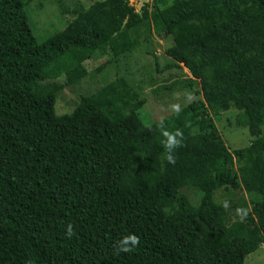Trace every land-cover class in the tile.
<instances>
[{"label":"trees","instance_id":"1","mask_svg":"<svg viewBox=\"0 0 264 264\" xmlns=\"http://www.w3.org/2000/svg\"><path fill=\"white\" fill-rule=\"evenodd\" d=\"M26 3L0 0V264H243L264 243V0L140 12L99 0L41 42ZM145 22L172 38L166 67H184L202 100L145 124V100L118 78L57 114V87L85 77L106 45L114 56L138 46ZM231 106L251 136L234 150L209 112ZM227 186L248 201H215Z\"/></svg>","mask_w":264,"mask_h":264},{"label":"rangeland","instance_id":"2","mask_svg":"<svg viewBox=\"0 0 264 264\" xmlns=\"http://www.w3.org/2000/svg\"><path fill=\"white\" fill-rule=\"evenodd\" d=\"M96 1L99 0H27L25 11L36 39L41 42L54 32L62 30L75 17V10L85 9ZM128 1L140 12L145 4L149 9L153 5L164 8L173 0ZM138 38L139 45L120 56H114L108 45L96 51L83 62L87 75L75 84L57 87L64 82V75L46 80L47 84L57 87L56 113L71 112L81 95H91L118 78H124L137 91L139 98L145 100L138 112L145 124L158 121L193 101L202 100L198 81L190 79L191 76L184 67H166L172 62L165 53L173 45L171 37L154 33L151 23L145 22L138 27ZM123 110L128 113V109ZM209 112L229 150L249 145V124L242 110L231 106L227 110L216 109ZM195 129L198 131L199 126ZM261 129L264 134V122ZM233 170L235 173L236 169ZM181 192L193 204L200 200L201 191L197 187L187 185ZM213 197L226 207L232 204L238 207L241 200L249 199V195L242 188L231 186L216 189ZM230 218L235 219L234 214H230ZM243 264H264V243L249 254Z\"/></svg>","mask_w":264,"mask_h":264}]
</instances>
